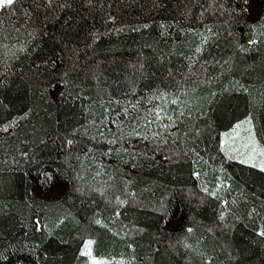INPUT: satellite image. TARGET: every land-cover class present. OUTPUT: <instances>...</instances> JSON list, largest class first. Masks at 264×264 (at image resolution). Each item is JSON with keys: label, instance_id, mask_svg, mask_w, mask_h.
<instances>
[{"label": "trees", "instance_id": "trees-1", "mask_svg": "<svg viewBox=\"0 0 264 264\" xmlns=\"http://www.w3.org/2000/svg\"><path fill=\"white\" fill-rule=\"evenodd\" d=\"M262 84L264 0L0 10V264H86V238L107 264H264V171L219 147L245 116L264 146ZM204 163L228 196L200 186ZM33 176L58 193L32 196Z\"/></svg>", "mask_w": 264, "mask_h": 264}, {"label": "rangeland", "instance_id": "rangeland-1", "mask_svg": "<svg viewBox=\"0 0 264 264\" xmlns=\"http://www.w3.org/2000/svg\"><path fill=\"white\" fill-rule=\"evenodd\" d=\"M256 92L264 93V85H259L257 86ZM189 95L187 92L185 94L184 98H179V94L175 96V98L170 99V101H176L175 103H170L169 106L166 108V110L162 111L159 110L161 113V116L164 117L163 119H156V112L157 110L149 116V118L145 122V126L149 129H155L158 125H165V127H169L171 125L169 119L167 117L170 116H180V114L184 111V108L186 104L188 103L189 105L192 104H197L196 98H186ZM207 98V97H206ZM190 107V106H188ZM186 109V108H185ZM164 119H167V121H164ZM245 121H251L250 124L243 123ZM241 125L240 128H236L237 125ZM254 140V144L252 141ZM249 145L247 148L244 147V145ZM220 151L221 153L225 156V158L230 159V160H236L238 162L241 161H247L244 164L256 167L261 170V162H264V155H260L259 153L261 151H264V146L259 142L254 125L252 122L251 117L245 116L243 119L239 120L237 123H235L231 128L228 130L224 131L220 135ZM252 147H255L257 149L256 152H252ZM195 155V153H194ZM80 161L81 163L87 162V157L85 154L80 155ZM200 156V155H199ZM249 156H252L253 159H249ZM194 158V157H193ZM198 159V157L196 158ZM195 159V162H197ZM99 158L90 155L89 156V165L92 166V168L96 167L99 165ZM242 163V162H241ZM212 164V163H211ZM210 163H204L203 165H197L196 167L199 169V172L197 174L198 176V182L200 186L205 189L208 192L215 193L219 197H225L228 196L227 192H224L222 189L223 185V173L219 171V169H216L215 167H212ZM218 170V171H217ZM32 190H31V195L32 196H41L43 193L47 194L49 193L50 196L58 193L59 191V185L56 184L54 186H49L48 182L49 180H43L39 176H33L32 179ZM47 183V184H46ZM231 193V192H230ZM225 212V208H223ZM222 210V212H223ZM223 212V213H224ZM91 241V245L89 247V251L91 252V256L88 255H83L85 257V263L86 264H93V261L97 262H103V264H107L110 261L113 260H119V258L116 257H108V256H96L93 251V240L90 238H86L83 241V244L81 246V253L82 251H85V245Z\"/></svg>", "mask_w": 264, "mask_h": 264}, {"label": "snow or ice", "instance_id": "snow-or-ice-1", "mask_svg": "<svg viewBox=\"0 0 264 264\" xmlns=\"http://www.w3.org/2000/svg\"><path fill=\"white\" fill-rule=\"evenodd\" d=\"M18 2V0H0V10L2 9H10L14 4H16ZM254 42V41H253ZM176 101H172V103H175ZM156 119H163L164 117L161 116V113L160 111L158 110L156 112ZM167 119H171V117H167ZM243 123H246V124H250L251 121H245ZM170 126V125H169ZM241 125H237L236 128H240ZM252 143L254 144V140L252 141ZM249 145H244L245 148H247ZM257 149L255 147H252V152H256ZM260 155H264V151H261L259 153ZM249 159H253L252 156H249ZM242 163H245L247 161H241ZM253 166H256V165H253ZM261 171H264V162H261ZM99 223V221H97ZM188 231H191V229H188ZM259 235L261 236H264V231L260 232ZM91 241H89L86 245H85V251H82L81 255H88V256H91V252L88 250L90 245H91ZM93 264H103V262H97V261H93Z\"/></svg>", "mask_w": 264, "mask_h": 264}]
</instances>
